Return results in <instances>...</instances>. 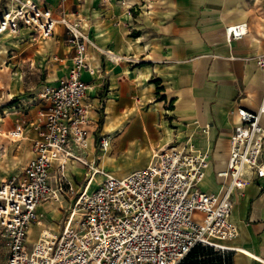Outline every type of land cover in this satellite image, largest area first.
I'll use <instances>...</instances> for the list:
<instances>
[{
  "label": "crops",
  "instance_id": "0c3cea01",
  "mask_svg": "<svg viewBox=\"0 0 264 264\" xmlns=\"http://www.w3.org/2000/svg\"><path fill=\"white\" fill-rule=\"evenodd\" d=\"M29 1L56 17L82 19L95 43L87 44L81 76L89 84L86 159L94 168L124 177L148 166L157 150L192 146L210 160L201 188L221 189L217 172L230 157V136L240 123L236 110L258 111L264 97V69L257 62L264 56V0ZM16 4L0 0V16ZM238 24L246 34L229 39L226 27ZM68 38L63 24L46 39L27 26L0 35V184L23 173L36 155V124L47 107L39 92L68 75L74 55ZM101 136L109 140L105 148ZM5 138L10 146L3 145ZM89 170L73 160L66 165L71 185L85 176L79 194L101 182L97 174L89 183ZM58 172H51L54 188ZM232 198L231 220L239 233L221 245L234 264H264V177L249 174ZM50 202L39 212L48 213ZM39 225L29 230L30 244L47 231Z\"/></svg>",
  "mask_w": 264,
  "mask_h": 264
},
{
  "label": "built area",
  "instance_id": "2783aa9c",
  "mask_svg": "<svg viewBox=\"0 0 264 264\" xmlns=\"http://www.w3.org/2000/svg\"><path fill=\"white\" fill-rule=\"evenodd\" d=\"M12 1L16 6L0 16V35L27 26L46 39L63 24L74 55L68 75L39 92L47 107L36 124L35 157L23 173L0 184V237L7 243V264H179L198 243L226 250L221 242L239 233L231 220L233 192L245 187L249 174L264 177V97L258 111L236 110L240 123L230 136L227 166L217 172L222 180L218 192L201 188L210 160L192 146L157 150L148 166L117 177L86 159L89 84L81 76L88 67L87 44L95 43L82 30V19L64 13L56 17L35 1ZM244 27H226L229 39L242 38ZM257 62L264 69V56ZM108 143L101 136V146ZM69 160L91 169L89 183L97 174L105 178L76 197L60 232L43 231L30 244V228L41 224L39 205L71 186L65 174ZM54 168L59 171L56 188L51 184Z\"/></svg>",
  "mask_w": 264,
  "mask_h": 264
},
{
  "label": "rangeland",
  "instance_id": "374dc122",
  "mask_svg": "<svg viewBox=\"0 0 264 264\" xmlns=\"http://www.w3.org/2000/svg\"><path fill=\"white\" fill-rule=\"evenodd\" d=\"M11 138V137H10ZM8 138H5L3 141V145L4 146H10L11 144L8 142ZM101 146L98 145V148H100ZM88 162V161H87ZM89 163V162H88ZM90 164V163H89ZM87 171L89 172V167L86 166ZM106 171L109 172L108 169H105ZM86 175V174H85ZM80 179L83 178V180L81 181H77L76 177H75V181L76 184L71 185H67L66 187H64L65 193H63V195L61 196L60 194L58 195V199H52L50 200L51 202L48 204H52V209L50 207H48V213H41V224L39 225L40 227L43 228V230H52V231H57L60 228L62 229L64 226V222L67 219L69 212L71 211V209L73 208V204L75 202H72V199H74L75 197H77L79 195V192L81 191L82 185L85 183L84 179L85 176L82 177L79 176ZM105 177L103 175H98L97 177V181H102ZM78 185V186H77ZM70 187H72L73 189H70ZM94 187L92 186L90 188L93 189ZM34 232L31 233L32 236H34ZM32 243V242H31ZM219 251L221 252H226L229 250H224L222 251L221 249H219ZM7 255H8V249L7 247H5V245L3 243L0 242V264H6L7 263Z\"/></svg>",
  "mask_w": 264,
  "mask_h": 264
},
{
  "label": "trees",
  "instance_id": "16d2710c",
  "mask_svg": "<svg viewBox=\"0 0 264 264\" xmlns=\"http://www.w3.org/2000/svg\"><path fill=\"white\" fill-rule=\"evenodd\" d=\"M179 264H234L231 251L221 252L213 246L196 244Z\"/></svg>",
  "mask_w": 264,
  "mask_h": 264
},
{
  "label": "bare ground",
  "instance_id": "6f19581e",
  "mask_svg": "<svg viewBox=\"0 0 264 264\" xmlns=\"http://www.w3.org/2000/svg\"><path fill=\"white\" fill-rule=\"evenodd\" d=\"M243 29L245 30V27Z\"/></svg>",
  "mask_w": 264,
  "mask_h": 264
}]
</instances>
